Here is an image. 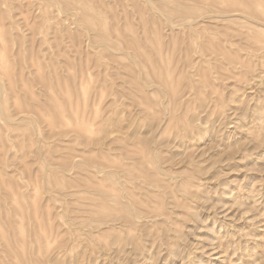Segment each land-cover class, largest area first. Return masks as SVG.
Returning <instances> with one entry per match:
<instances>
[{
    "label": "rangeland",
    "instance_id": "1",
    "mask_svg": "<svg viewBox=\"0 0 264 264\" xmlns=\"http://www.w3.org/2000/svg\"><path fill=\"white\" fill-rule=\"evenodd\" d=\"M0 64V236L264 264V0H0Z\"/></svg>",
    "mask_w": 264,
    "mask_h": 264
},
{
    "label": "bare ground",
    "instance_id": "2",
    "mask_svg": "<svg viewBox=\"0 0 264 264\" xmlns=\"http://www.w3.org/2000/svg\"><path fill=\"white\" fill-rule=\"evenodd\" d=\"M219 3V2H218ZM248 5V4H247ZM246 5V6H247ZM235 6V5H234ZM249 10L252 9L251 5ZM231 10V9H230ZM178 11V10H177ZM173 12V10H172ZM180 12V11H179ZM185 13V12H184ZM182 14V13H181ZM187 14V13H186ZM250 14H252V12H250ZM178 15V13H177ZM91 17V16H90ZM93 18V17H92ZM204 44V43H203ZM212 44V43H211ZM210 45V44H209ZM209 47V46H208ZM137 48V47H136ZM203 48V47H202ZM136 50V49H135ZM146 54V53H145ZM144 54V56H145ZM148 57V56H147ZM148 60V59H147ZM161 60V59H160ZM7 61V60H6ZM4 63V62H1ZM9 63V62H8ZM1 65V64H0ZM3 66V64L1 65V67ZM155 66V65H153ZM6 67V66H5ZM156 67V66H155ZM3 68V67H2ZM7 70V68H5ZM4 70V69H3ZM5 70V71H6ZM167 73V72H166ZM159 74H161L159 72ZM158 74V76H160ZM170 76V75H169ZM161 77V76H160ZM164 77H166L164 75ZM163 78V76H162ZM168 78V77H167ZM164 80V79H163ZM168 84V81L165 80ZM163 83V82H162ZM161 84V83H160ZM170 87V86H169ZM88 128V127H87ZM86 128V129H87ZM139 175V174H138ZM140 177V176H139ZM157 187V186H156ZM160 187V186H159ZM166 189V188H165ZM113 191H115L113 189ZM116 192V191H115ZM167 192V191H166ZM106 194V193H105ZM108 194V192H107ZM110 195V194H109ZM118 195V193H117ZM114 197V195H112ZM119 196V195H118ZM110 197V196H109ZM127 197V196H126ZM104 198V197H103ZM131 199V198H130ZM118 200V199H117ZM120 200V199H119ZM132 200V199H131ZM135 201V200H133ZM132 202V201H131ZM137 203V202H135ZM126 204V203H125ZM135 205V204H134ZM129 207V206H128ZM116 208V207H115ZM125 208V207H124ZM104 209V208H103ZM137 209V208H136ZM106 210V209H105ZM117 210V209H116ZM127 210V209H125ZM129 210V209H128ZM127 210V211H128ZM139 210V209H138ZM136 211V210H135ZM108 212V210L106 211ZM116 212V211H115ZM122 214V211H120ZM110 213V212H108ZM125 213V212H124ZM130 213V212H129ZM107 214V213H104ZM117 214V213H116ZM128 214V213H127ZM108 216H110V214H107ZM113 215V213H112ZM126 215V213H125ZM124 215V217H125ZM123 216V215H122ZM103 217V216H102ZM106 217V216H105ZM116 217V216H115ZM120 218V217H119ZM109 219V218H107ZM111 219V218H110ZM103 220V219H102ZM123 220V217H122ZM125 220V219H124ZM126 221V220H125ZM4 237L0 236V264H52L51 263V258H50V254L48 253V250H46L47 247H43L42 244L38 241L40 240L38 237L37 239L33 238H29L26 239L21 238V239H7L5 237V235H3ZM32 237V236H31ZM36 238V237H35ZM42 240V239H41ZM45 246V245H44ZM45 248V249H44ZM48 253V254H47Z\"/></svg>",
    "mask_w": 264,
    "mask_h": 264
}]
</instances>
